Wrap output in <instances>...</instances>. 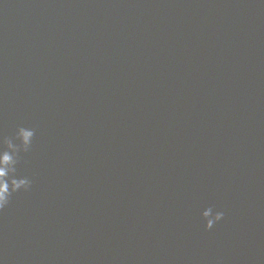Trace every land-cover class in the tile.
I'll use <instances>...</instances> for the list:
<instances>
[{
    "label": "water",
    "instance_id": "obj_1",
    "mask_svg": "<svg viewBox=\"0 0 264 264\" xmlns=\"http://www.w3.org/2000/svg\"><path fill=\"white\" fill-rule=\"evenodd\" d=\"M20 126L0 264H264V0H0Z\"/></svg>",
    "mask_w": 264,
    "mask_h": 264
},
{
    "label": "clouds",
    "instance_id": "obj_2",
    "mask_svg": "<svg viewBox=\"0 0 264 264\" xmlns=\"http://www.w3.org/2000/svg\"><path fill=\"white\" fill-rule=\"evenodd\" d=\"M34 136V128L20 126L14 137L0 138V212L9 206L15 193L28 192L32 188L30 178L17 175V165L21 162L22 154L31 150ZM224 215L223 211L206 208L202 213L205 229L211 230L224 219Z\"/></svg>",
    "mask_w": 264,
    "mask_h": 264
}]
</instances>
